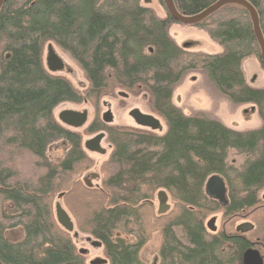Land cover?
<instances>
[{
    "label": "trees",
    "instance_id": "1",
    "mask_svg": "<svg viewBox=\"0 0 264 264\" xmlns=\"http://www.w3.org/2000/svg\"><path fill=\"white\" fill-rule=\"evenodd\" d=\"M217 0H174L186 16ZM264 34V0H248ZM157 16L141 0H4L0 9V264H92L78 247L80 235L101 242V264H147L141 254L161 236L157 264H243L244 253L264 233V87L251 86L245 59L261 49L247 8L225 4L196 24ZM173 24L205 31L220 54L190 51L170 36ZM55 43L79 64L88 86L78 89L44 61ZM262 64V63H261ZM263 67V66H262ZM264 69V68H263ZM192 71L205 73L232 104H253L261 126L239 131L204 111L185 114L176 86ZM120 88L145 93L167 125L160 134L127 125L100 127L112 152L100 167V184L81 179L93 165L80 132L66 128L55 110L63 103L98 100ZM70 146L52 161L50 147ZM231 149L246 156L243 168L228 162ZM227 183V205L207 196L210 177ZM165 191L172 207L158 214ZM59 205L75 221L74 232L57 217ZM222 212L223 228L210 232L208 216ZM240 218L257 228L234 229ZM21 228L19 239L7 232ZM78 235V236H77Z\"/></svg>",
    "mask_w": 264,
    "mask_h": 264
},
{
    "label": "rangeland",
    "instance_id": "2",
    "mask_svg": "<svg viewBox=\"0 0 264 264\" xmlns=\"http://www.w3.org/2000/svg\"><path fill=\"white\" fill-rule=\"evenodd\" d=\"M141 5L152 8L158 17L162 18L167 15V12L160 0H141ZM170 36L181 47L190 51H202L208 54H220L223 47L213 41L210 36L203 30L193 26H182L173 24L169 28ZM50 51L53 52L61 60V68L52 71L56 75H62L68 78L78 89L85 90L88 86V80L85 72L79 64L70 56L69 53L63 51L55 43H48L45 47L44 61L48 67V57ZM244 71L248 83L256 88L264 87V69L260 61L251 56L245 59ZM174 103L179 106L185 114H192L197 111H204L209 116L217 118L232 129L244 131L257 129L261 126V118L258 108L253 104L234 105L225 96H223L208 80L205 73L200 71H192L188 73L183 81L179 83L174 91ZM139 110L143 114H149L155 117L159 122L158 128L143 126L131 115L133 110ZM66 111H72L84 117V122L81 125H68L60 119V114ZM57 119L71 130L80 132L82 135V146L89 157L93 160V165L83 172L81 179L92 185L100 184V167L102 163L109 157L112 152V144L104 133V138L101 140L98 149H90L86 147V143L95 138L101 131L91 132L89 127L93 124H100L104 128L127 125L138 128H147L157 133H164L167 129L165 120L154 113L148 103V96L145 93L141 95H133L124 89L117 88L113 93H105L98 100L84 99L82 103L67 102L58 106L55 110ZM109 115V116H108ZM106 117L110 119L107 120ZM70 146L67 142L58 141L53 144L48 156L52 161H57L63 158L68 152ZM228 162L236 168H243L246 162V156L240 154L234 149L229 151ZM159 193L156 196L157 212L159 214ZM264 197V190L261 192ZM61 200L59 199L57 203ZM169 209L172 207L170 199L167 200ZM59 205H57L58 210ZM73 224L72 231L74 232L75 221L68 211H66ZM58 217V215H57ZM212 218H215L214 225L217 232L223 228L222 212L217 211L210 214L206 220L208 223ZM257 228V224L250 218H240L234 224V229H243V232L251 234ZM210 231V230H209ZM211 232V231H210ZM23 235L22 229L17 228L7 232L10 239H19ZM78 236V235H77ZM95 240L89 235H80L77 239L78 247L85 249L88 254L89 261L96 259H105V253L101 246H94L92 242ZM255 242H264V233H260L255 237ZM161 244V236L155 234L142 250V258L147 264H153L157 255L159 256V246ZM264 250V246L257 245L253 250ZM263 252V251H262ZM264 253V252H263Z\"/></svg>",
    "mask_w": 264,
    "mask_h": 264
},
{
    "label": "water",
    "instance_id": "3",
    "mask_svg": "<svg viewBox=\"0 0 264 264\" xmlns=\"http://www.w3.org/2000/svg\"><path fill=\"white\" fill-rule=\"evenodd\" d=\"M169 12V14L172 16V18L182 24H196L200 22L201 20L205 19L209 15L213 14L215 11H217L219 8L224 6L225 4L229 3H236L244 6L249 11L254 31L256 34V38L259 42L260 49H261V63L264 68V34L262 32L261 26H260V20H259V14L256 8L248 1V0H217L214 4L210 5L208 8L200 12L199 14L193 15V16H186L180 13L174 3V0H162ZM4 0H0V9L3 5ZM48 67L51 71H56L61 68V60L50 51V55L48 57ZM131 114L136 117L137 121L147 127H153L158 128L160 126V122L149 114H143L139 110L135 109L131 112ZM109 116V115H108ZM107 120H109V117H106ZM61 119L67 123L74 124V125H81L84 122V117L81 116L78 113L72 112V111H66L61 115ZM104 134H99L96 136L92 143L91 147L95 148L99 145L101 139L103 138ZM206 194L208 197H210L213 200L218 201L221 205L225 206L228 203L227 200V185L223 177L220 175H213L209 178L206 188H205ZM159 212L164 213L169 210V206L167 205L168 195L165 191H161L159 193ZM57 215L60 223L67 228L68 230L73 229V224L71 222V219L69 218L68 214L59 206L57 210ZM215 218H212L208 222V227L211 229V231H215L216 227L214 225ZM94 246H101V242L94 241L92 242ZM84 253L86 252L85 249L82 250ZM105 259H96L92 261V264H101L104 263ZM243 264H262V259L259 255V252L257 250H253L250 248L244 253L243 256Z\"/></svg>",
    "mask_w": 264,
    "mask_h": 264
},
{
    "label": "flooded vegetation",
    "instance_id": "4",
    "mask_svg": "<svg viewBox=\"0 0 264 264\" xmlns=\"http://www.w3.org/2000/svg\"><path fill=\"white\" fill-rule=\"evenodd\" d=\"M64 113V112H63ZM62 113V114H63ZM62 114H60V119H61V115ZM132 115V114H131ZM133 116V115H132ZM134 117V116H133ZM135 119H136V117H134ZM62 120V119H61ZM137 120V119H136ZM63 121V120H62ZM64 123H66V124H68V125H74V124H70V123H67V122H65V121H63ZM138 122V121H137ZM139 123V122H138ZM98 126H100V127H103L102 125H100V124H97ZM101 132L100 133H98V135L99 134H104V133H106L105 131H102V130H100ZM97 135V136H98ZM103 138H104V136H103ZM102 138V139H103ZM94 139V138H93ZM93 139L92 140H90L88 143H86V147H88V148H90V149H98L99 148V146H100V143H101V141H100V143H99V145L97 146V147H95V148H92L91 146V143H92V141H93ZM101 139V140H102ZM226 185H227V183H226ZM227 193H228V188H227ZM216 201V200H215ZM218 202V201H217ZM219 203V202H218ZM220 204V203H219ZM221 205V204H220ZM206 227H207V229L208 230H210L211 231V229L208 227V223H206ZM239 231H243V229H241V230H239ZM211 232H217V229L215 230V231H211ZM257 245H259V246H261V248H262V246H264V242H263V244L262 243H258ZM256 247V245H254V247H252V248H255ZM264 248V247H263ZM257 251L259 252V255H260V257H261V259H262V264H264V250L262 249H260V247H259V250L257 249ZM263 251V252H262ZM158 261H159V256L157 255V258L155 259V261H154V263L153 264H157L158 263Z\"/></svg>",
    "mask_w": 264,
    "mask_h": 264
},
{
    "label": "crops",
    "instance_id": "5",
    "mask_svg": "<svg viewBox=\"0 0 264 264\" xmlns=\"http://www.w3.org/2000/svg\"><path fill=\"white\" fill-rule=\"evenodd\" d=\"M165 16H166V15H165ZM165 16H164V17H165ZM164 17H162V18H164Z\"/></svg>",
    "mask_w": 264,
    "mask_h": 264
}]
</instances>
